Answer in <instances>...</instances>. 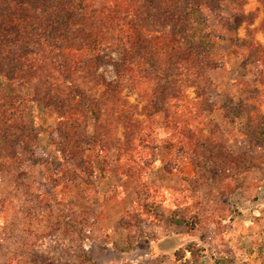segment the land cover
Masks as SVG:
<instances>
[{"label": "rangeland", "instance_id": "obj_1", "mask_svg": "<svg viewBox=\"0 0 264 264\" xmlns=\"http://www.w3.org/2000/svg\"><path fill=\"white\" fill-rule=\"evenodd\" d=\"M215 1V10L205 8L198 27L208 39L200 40L196 51L202 50L208 63L199 69L192 59L178 57L170 76L167 114L172 122L193 117L201 99L197 89L207 79L213 85L212 114L186 125L187 136L166 126L163 113L150 119L144 110L163 74L145 72L146 63L125 72L117 65L118 49L107 50L104 65L87 71L81 81V94L108 103L99 107L100 118L69 103L65 93L63 105L72 106L80 127L101 138L96 146L79 143L76 133L64 137L66 120L45 101L28 103L20 118L10 119L30 126V154L43 152L52 174L64 157L71 171L56 194L47 184L44 161L33 163L32 155L11 166L10 173L0 170V264H264V146L255 143L240 118L228 122L226 110L245 100L264 111V0L243 4L250 24L239 27L234 21L239 9ZM145 25L151 28L149 21ZM176 29L179 39L183 34ZM148 32L154 34L152 28ZM239 43L248 49L246 56L237 49ZM102 76L117 89L101 85ZM8 91L33 96L32 89L17 82H10ZM5 100L0 98V104L8 106ZM192 134L196 160L179 144ZM128 143L127 153L136 150L142 167L135 179L118 170L116 148L128 149ZM219 143L231 158L216 156L214 165L202 162ZM212 166L222 172L215 174ZM173 238L175 248L160 246Z\"/></svg>", "mask_w": 264, "mask_h": 264}, {"label": "trees", "instance_id": "obj_2", "mask_svg": "<svg viewBox=\"0 0 264 264\" xmlns=\"http://www.w3.org/2000/svg\"><path fill=\"white\" fill-rule=\"evenodd\" d=\"M222 1L233 4L239 9V12L234 14L237 27L243 23L250 24L247 22L249 15L241 12L247 0ZM216 2L215 0H0V98L10 102L8 106L0 104V170L10 173L11 166L20 163L29 155L34 156L33 163L44 161L43 152L30 154L34 153L31 148L34 139L32 136L28 137L30 126L24 120L21 124H18L20 119L17 122L10 120L15 115L20 118L26 111V105L33 101L47 102L56 109L55 114L60 116L59 118L66 120L62 124L61 131L67 139L71 133H76L80 138L79 143L92 142L95 146L98 144L101 138L90 137L85 128L80 127L79 121L73 117L72 106L69 107L68 104L64 106L63 102L67 92L69 103L81 104L89 117L100 118L103 115L99 107L102 105L109 107L108 103L91 101L80 91L82 78L87 75V71L96 72L101 65H104L106 61L104 54L109 49L119 50L120 63L117 65L123 67L125 72H135L136 66L146 63L149 67L145 66L147 68L145 72L154 71L163 74L159 90L155 91L154 99H151L152 104L145 105L144 110L150 119H154L157 113H163L166 126L171 125L176 132L182 130L187 136L186 125L193 120H206L212 114L215 108L210 94L213 85L207 79L197 89L196 93L201 99L193 107L195 108L193 117L190 116L189 120L179 119L172 122L170 115L167 114V101L171 97L173 83L170 76L174 73L178 57L192 59L200 65L199 69L208 63L202 50L196 51L202 45L199 41L208 39L207 36L201 37L198 27L199 21L204 17L205 8L213 13L218 5ZM148 21L154 34H148L151 29L145 25ZM250 21L252 24L253 19ZM175 27L183 34L179 39L180 35ZM237 49L245 56L248 53V49L242 43L237 44ZM163 65H167V69L162 70ZM261 75H264V71ZM100 81L99 83L109 90L117 89L103 76ZM10 82H17L32 89L33 96L26 95L27 92L22 95L9 92ZM226 110L228 122L234 123L240 118L255 143L264 146V111L251 107L245 100L228 104ZM220 137L224 139L222 133ZM196 139L197 137L192 134L187 137V141L179 142L181 146L193 152V157L199 153L194 144ZM222 144L224 143L215 146L216 152L209 148V156L202 158V162L209 160L210 164L214 165L216 162L212 161L216 156L223 159L231 158ZM125 146L128 149L124 148L121 151L120 146L116 148L118 155L120 154L117 160L118 170L135 179L139 177L141 173L139 170L142 167L136 158L138 155L136 150H131L132 155H130L129 152L127 153L130 143ZM105 148L107 150L106 146ZM120 151L122 153L126 151V155L121 154ZM76 157L79 155L77 154ZM80 161L88 163L82 158ZM60 162L53 174L47 163L43 162L48 171V183H46L54 187V193L56 189H62L61 185L67 183L65 178L71 171L66 157ZM198 162L201 167V162L199 160ZM174 165L179 172L180 165ZM210 168L217 175L222 172L221 168L213 166ZM3 206L5 208V205ZM24 245L26 249L29 247L28 242ZM176 245L178 243L174 238L160 244L169 249L175 248Z\"/></svg>", "mask_w": 264, "mask_h": 264}]
</instances>
